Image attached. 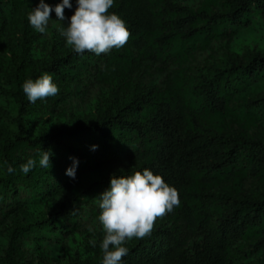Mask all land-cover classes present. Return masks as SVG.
I'll return each instance as SVG.
<instances>
[{"label": "trees", "instance_id": "trees-1", "mask_svg": "<svg viewBox=\"0 0 264 264\" xmlns=\"http://www.w3.org/2000/svg\"><path fill=\"white\" fill-rule=\"evenodd\" d=\"M22 1L0 0V36ZM44 1L53 9L62 3ZM200 2L114 0L109 12L131 33L122 48L99 56L71 47L53 52L29 77L26 62L0 63V79L7 81L0 93L15 111L0 144V264H102L100 194L113 174L144 168L175 187L180 204L157 218L149 236L125 245L121 264H264V192L216 190L223 178L264 181V39L255 37L264 36V0H221L217 7ZM70 3L66 18L76 0ZM51 17L57 20L54 10ZM57 22L66 27L68 19ZM222 37L238 44L260 39L262 46L209 66L193 84L200 98L188 97L186 62ZM143 67L130 96L114 99L95 118L75 124L61 118L98 85ZM45 72L59 94L30 103L22 84ZM256 85L245 104L231 103ZM231 118L259 130L232 133ZM44 151L52 153L48 169L39 164ZM28 158L36 166L24 174L20 165ZM73 158L75 178L66 174Z\"/></svg>", "mask_w": 264, "mask_h": 264}, {"label": "clouds", "instance_id": "clouds-1", "mask_svg": "<svg viewBox=\"0 0 264 264\" xmlns=\"http://www.w3.org/2000/svg\"><path fill=\"white\" fill-rule=\"evenodd\" d=\"M113 5L114 0H76L74 13L66 18L64 9L72 8L70 0H62L54 9L40 0L27 18L37 32L44 34L54 10L57 20L68 19L67 26L59 31L73 52L83 54L88 51L99 56L113 48H122L131 36L125 21L115 12H109ZM22 89L30 103L59 94L58 86L46 72L35 80H25ZM51 155V152L44 151L39 159L40 166L51 168ZM77 163L73 158V165L66 170L68 176L75 178ZM35 166L36 160L28 158L20 165V171L27 174ZM6 171L13 174L15 169L8 165ZM179 204L178 190L148 168L128 176L113 174L110 187L100 194L98 219L104 233L99 245L102 264H121L129 251L126 242L149 236L157 218H163ZM91 243L96 244L95 241Z\"/></svg>", "mask_w": 264, "mask_h": 264}, {"label": "rangeland", "instance_id": "rangeland-1", "mask_svg": "<svg viewBox=\"0 0 264 264\" xmlns=\"http://www.w3.org/2000/svg\"><path fill=\"white\" fill-rule=\"evenodd\" d=\"M221 0H201L200 3H205L210 7L219 6ZM45 2V1H44ZM47 3V2H45ZM39 1L24 0L18 3L13 12H11L9 19L6 22V32L0 36V63H12L15 66L23 62L29 64L24 69L27 77L35 73L41 66L48 64L51 61L53 52L58 54H65L69 51L70 46L66 44V39L60 34L59 28L62 26L58 24L57 20L50 19L46 33L41 34L37 32L28 21V13L33 10ZM76 6L73 8L74 13ZM52 18V17H51ZM245 29L243 37H246ZM60 34V37L54 35ZM264 39L262 35H256ZM256 41L253 44L246 41V38L238 44L233 38L222 37L215 42H211L207 48L201 49L198 53L192 55L186 62V73L189 75L187 80V88L185 90L188 97L195 94L193 84L200 80V74L208 70L212 64H227L231 58L244 56L245 52L250 47L262 46V41ZM56 50V51H55ZM144 67L134 75L124 76L108 79L104 84H100L96 89L86 94L82 99L83 105L74 110L72 114L68 112L61 114L62 119H66L70 124H75L78 118L90 120L98 116L102 110L110 106L114 99L121 101L130 96L131 91L140 85V79L144 73ZM6 78H4L5 80ZM7 81L0 79V87L5 86ZM259 87L256 85L248 90L238 93L231 103L236 106L245 104L251 94ZM0 144L3 142L4 135L12 126L15 111L10 100L3 97L0 93ZM264 129V127H263ZM228 130L232 133L249 132L254 133L259 130V126L251 121L245 120L242 123L234 119L228 120ZM217 191L230 190L233 193H263L264 181L255 179H245L242 183H237L234 178H223L216 186ZM135 240L133 238L127 241L130 244Z\"/></svg>", "mask_w": 264, "mask_h": 264}]
</instances>
